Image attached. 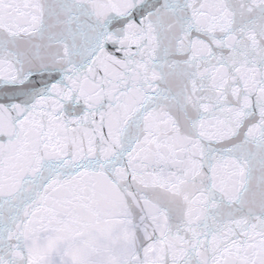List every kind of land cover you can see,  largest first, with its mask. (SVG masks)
I'll return each mask as SVG.
<instances>
[{
	"label": "snow or ice",
	"instance_id": "6c2138e0",
	"mask_svg": "<svg viewBox=\"0 0 264 264\" xmlns=\"http://www.w3.org/2000/svg\"><path fill=\"white\" fill-rule=\"evenodd\" d=\"M0 264H264V0H0Z\"/></svg>",
	"mask_w": 264,
	"mask_h": 264
}]
</instances>
